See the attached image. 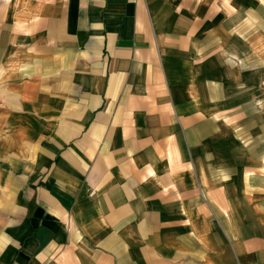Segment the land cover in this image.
I'll return each instance as SVG.
<instances>
[{"label": "crops", "instance_id": "0c3cea01", "mask_svg": "<svg viewBox=\"0 0 264 264\" xmlns=\"http://www.w3.org/2000/svg\"><path fill=\"white\" fill-rule=\"evenodd\" d=\"M0 264H264V0H0Z\"/></svg>", "mask_w": 264, "mask_h": 264}]
</instances>
